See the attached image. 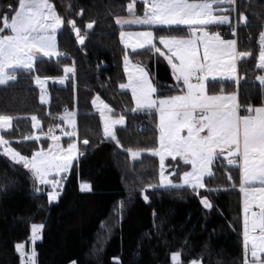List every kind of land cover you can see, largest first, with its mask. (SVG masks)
<instances>
[{"label": "trees", "instance_id": "trees-1", "mask_svg": "<svg viewBox=\"0 0 264 264\" xmlns=\"http://www.w3.org/2000/svg\"><path fill=\"white\" fill-rule=\"evenodd\" d=\"M50 2L65 20L57 33L58 50L63 55L56 60H37L31 74L18 71L16 81L0 87V114L14 117L12 127L0 135L7 146L31 155L39 147L46 148L48 140L33 141L28 137L40 135L50 126L66 125L68 121L62 117L67 116V110L77 114L73 116L77 136L62 141L77 143L78 159L71 172L60 178L59 201L51 203L48 187L35 192L27 169L0 154V264H21L18 243L31 253L33 223L45 225L41 239L35 243L36 264H172L171 253L177 251L182 253V264L193 259L203 264H243L238 168L225 160L217 161L214 176L205 178L206 188L199 190V196L191 188L154 190L149 185L159 181L157 157L144 154L132 161L124 150L158 146L157 117L132 112L130 93L119 88L126 82V50L120 43L121 30L115 18L126 15L130 0ZM9 4L18 7V0H0V12L9 13ZM136 7L141 14L144 5L140 0ZM231 8L236 9L231 12V24L238 25L236 36H232L229 25L210 30L225 32L224 39L237 40L238 51L252 53L237 65L239 93L242 100L259 106L264 99V87L256 79L264 75V70L257 67L259 35L264 31V0H236ZM240 13L248 17L247 24L240 22ZM68 20H75L81 29L83 45L78 43ZM91 21L96 23L88 29ZM153 31L157 36H183L188 29L160 27ZM127 52L132 63L147 66L156 84L166 86L161 91L167 95L175 83L163 60L144 49ZM65 66H74L75 75L68 76L62 85L56 84L54 79L64 77ZM36 75L48 78L46 103L40 101V90L34 83ZM222 87L227 92L236 89L233 81L209 85L215 93ZM172 94H176L174 90ZM97 95L115 116H125V123L116 128L122 147L103 134L100 115L92 107ZM32 115L41 122L39 130L33 127ZM85 139L89 141L87 145L83 144ZM81 183L91 184L92 191H81ZM145 194L148 202L143 199ZM201 196L209 198L211 209L204 208Z\"/></svg>", "mask_w": 264, "mask_h": 264}, {"label": "snow or ice", "instance_id": "snow-or-ice-1", "mask_svg": "<svg viewBox=\"0 0 264 264\" xmlns=\"http://www.w3.org/2000/svg\"><path fill=\"white\" fill-rule=\"evenodd\" d=\"M136 2L137 0H130L127 5L129 15L117 16L115 20L121 27L147 26L142 31H120V41L126 50L123 62L127 83H120L119 88L130 90L135 102L132 112H144L158 117V146L124 150L133 159L145 151L159 158V181L149 185L154 190L187 186L199 196V189L206 188L205 178L214 176L217 161L226 160L229 166L238 168L239 190L244 197L243 264H264V99L259 106H255L240 97L241 78L237 65L239 61L251 57L252 53L238 51L236 39H224L220 32L210 30L211 26L229 25L232 27V36H236L238 25L233 26L229 15L225 14L230 9L221 7L225 4L232 6L236 0H140L145 5L143 15H136ZM8 8L9 13L0 12V85L16 81L18 71L31 74L40 57L63 55L58 50L57 33L64 26L65 20L50 0H18V7L9 4ZM231 11L236 9L231 8ZM80 14H83V10ZM239 20L247 24L248 17L240 13ZM67 23L83 45L84 35L76 21L68 20ZM95 23L96 21L89 22L87 28L92 29ZM158 26H185L188 32L183 36H157L153 28ZM259 45L257 67L264 69V31L259 35ZM129 48L133 52L138 49L148 50L166 59L175 80L167 95L161 91L166 86L158 85L151 79L147 66L131 64L127 52ZM63 72L65 75L59 79L60 84L65 83L69 74L75 75V67L65 66ZM34 79L40 88V101L46 103L45 85L48 78L36 75ZM256 79L264 87V75H258ZM227 81H233L236 89L227 92L222 87L219 93L210 91V84ZM173 90L176 94H172ZM92 103L103 120L104 136L122 147L115 126L124 124L125 116L120 115L114 119L106 115L112 109L99 95ZM73 115L62 117L73 128L63 132L70 140L77 135ZM13 119L11 115L0 114V129L11 128ZM31 120L35 122L33 127H40L41 122L36 115H32ZM45 138L52 143L46 148L33 150L31 155H24L10 146L5 148L3 155L28 169L38 185L50 189L47 192L48 200L58 202L62 195V179L57 177L67 173L71 161L77 158L74 156L77 143H68L67 149L62 151L61 137L54 134L53 127H49ZM28 139L40 141L41 136L33 135ZM6 143L8 142L0 135V144ZM88 143L87 139L83 141L85 145ZM168 157L176 164L169 163L166 167ZM179 161L190 166V170L182 171L179 176L182 182H174L172 177L177 176L176 165ZM168 168L172 170L168 171ZM228 179L232 180L231 175ZM257 183L260 185L258 188L254 187ZM80 190L92 191V186L81 183ZM36 191L40 192L41 188L37 187ZM143 199L148 202V195L145 194ZM200 202L206 209L213 207L207 196H201ZM254 207L258 211H254ZM44 227L43 223L31 225L30 240L33 247L30 254L24 251V244H16L21 264H36L35 243L41 239ZM181 257L182 253L179 251L171 253L172 264H182ZM72 264L76 262L73 261ZM188 264H203V261L193 259Z\"/></svg>", "mask_w": 264, "mask_h": 264}, {"label": "rangeland", "instance_id": "rangeland-1", "mask_svg": "<svg viewBox=\"0 0 264 264\" xmlns=\"http://www.w3.org/2000/svg\"><path fill=\"white\" fill-rule=\"evenodd\" d=\"M221 7H224V8H229L230 10H229V12H227V13H225V14H228L229 15V17H230V21L232 22H234V20H232V18H233V14H231V6H229V5H221ZM219 26H227V25H219ZM160 27H166V26H158V27H155V28H160ZM173 27H176V26H173ZM179 27H185V26H179ZM211 27H217V26H211ZM61 30V29H60ZM59 30V31H60ZM140 31H142V30H140ZM212 31H215V30H212ZM126 32V31H125ZM129 32V31H128ZM131 32H134V31H131ZM121 45L124 47V44L121 42ZM159 47H161L162 49H163V46L162 45H159ZM127 50H129V51H132L130 48L129 49H127ZM139 50H143V49H138L137 51H139ZM158 58H160V59H163V62L165 63V65L167 66V68L169 69V72H170V74H171V76H172V79H173V81H174V83H175V80H174V76H173V73H172V69H171V66L167 63V61H166V59H164L163 57H160V56H157ZM41 58H44V57H40L39 59H41ZM48 58V57H47ZM52 59H54V60H56L57 58H59V57H57V56H53V57H51ZM38 59V60H39ZM131 64H134V63H132L131 62ZM131 64H130V67H131ZM257 65H258V62H257ZM123 69H124V62H123ZM264 70V69H263ZM126 74V73H125ZM151 74V73H150ZM63 78V77H62ZM59 79L60 78H55L54 79V81H55V83L56 84H59L60 85V83H59ZM151 79L152 80H155L154 79V77H152V74H151ZM218 80H219V78H218ZM11 82V81H10ZM9 82V83H10ZM34 83H35V86H37L38 87V89L40 90V88H39V85H37L36 84V82L34 81ZM125 83H127V74H126V82ZM3 86H6V85H0V87H3ZM45 87H46V85H45ZM124 90H126V91H128L129 93H130V95H131V92H130V90H127V89H124ZM45 99H46V101H47V95H46V97H45ZM95 99V98H94ZM97 103H99V101H97ZM133 105H134V107H135V102L133 101ZM92 107H93V111L95 112V113H98L99 115H100V113H99V111L97 110V108H96V106L95 105H93V103H92ZM106 115H108V116H111L112 118H118L119 116H115L114 115V113L111 111L110 113H107L106 112ZM76 117H77V115H76ZM100 118H101V116H100ZM101 121H102V127H103V120L101 119ZM35 123V122H34ZM157 124H158V117H157ZM65 125V124H64ZM123 125V124H122ZM122 125H116L115 126V129L116 128H118V127H121ZM65 127H67L66 125H65ZM36 128V127H35ZM8 129H10V128H4V129H0V132L1 131H6V130H8ZM40 129V127L39 128H36V130H39ZM66 131H71V129L70 128H66ZM75 131H76V128H75ZM42 132H44V131H42ZM76 133H77V131H76ZM35 135H39L38 133H35ZM40 136H41V138H43V139H46V138H44L43 136H45V134H40ZM77 136V135H76ZM75 138V137H74ZM64 139H68L69 140V138L68 137H63L62 138V140H64ZM109 139V138H108ZM48 140V144H51L52 143V141L50 140V139H47ZM60 141V143H61V150L62 151H65L66 149H67V144L68 143H66V144H64L63 143V141ZM70 143V142H69ZM6 147H8L6 144H0V154L2 155V156H4L6 159H8L10 162H12L13 164H16V165H18V166H22V164H17V163H15L14 161H12L11 159H10V157H8V156H5V155H3V152H4V150H5V148ZM47 147V146H46ZM144 154H146V155H151L150 153H148V152H142L141 153V155L139 156V157H137L136 159H133L132 157H131V155H130V159L132 160V161H136V160H139L140 159V157L142 156V155H144ZM74 156H76L77 158H78V155H77V152L76 153H74ZM77 158L76 159H74L73 161H71V166H70V168H69V171L67 172V173H63V174H61L60 176H58L57 178L58 179H60L61 178V176H64V175H68L70 172H71V170H72V168H73V166H74V164L77 162ZM157 159H158V161H159V158L157 157ZM179 159V158H178ZM169 163H171V164H176V162H174V161H172L171 160V157H168L167 159H166V167H167V165L169 164ZM23 167V166H22ZM176 167H177V176H174V177H172L173 178V180H174V182H182V181H180L179 180V176L180 175H182V171L183 170H185V169H187V170H190V166H186V165H184L183 164V161H179V164L178 165H176ZM172 169L171 168H168V171H171ZM27 171H28V173H29V175H30V177H31V183L33 184V188H34V191L35 192H37L36 191V188L37 187H39V188H41V191L40 192H37V193H41V192H43L44 191V189L45 188H47V186H42V185H38L35 181H34V179H33V175H32V173L27 169ZM184 188H190V187H187V186H185ZM162 189V188H161ZM51 203H55V201H53V202H51ZM39 241V240H38ZM38 241H36V242H38ZM30 242H31V245H32V241L30 240ZM244 250V249H243ZM30 254V253H29ZM27 259V257H25V260ZM171 263H172V261H171Z\"/></svg>", "mask_w": 264, "mask_h": 264}, {"label": "crops", "instance_id": "crops-1", "mask_svg": "<svg viewBox=\"0 0 264 264\" xmlns=\"http://www.w3.org/2000/svg\"><path fill=\"white\" fill-rule=\"evenodd\" d=\"M144 8H145V5H144ZM137 7L135 6V12H136V15H143V12H144V9H143V12L141 14H138L137 13ZM128 12L126 11V15L125 16H128ZM116 20V18H115ZM116 24V22H115ZM116 26L121 30V31H140V30H145L147 28V26H143V25H124L123 27L119 26L116 24ZM119 39H120V35H119ZM121 43V41H120ZM157 56V55H156ZM163 60V59H162ZM62 85V84H60ZM124 90V89H122ZM126 91V90H125ZM75 121V119L73 120ZM78 155V154H77ZM78 159V158H77ZM226 161V160H225ZM207 178V177H206ZM254 187H260V185L257 183L254 185ZM201 190V189H199ZM241 193V192H240ZM243 200H244V197H243V194L241 193V209H242V241H243V218H244V213H243ZM254 211H258V208L254 207L253 208ZM258 234V233H257Z\"/></svg>", "mask_w": 264, "mask_h": 264}, {"label": "built area", "instance_id": "built-area-1", "mask_svg": "<svg viewBox=\"0 0 264 264\" xmlns=\"http://www.w3.org/2000/svg\"><path fill=\"white\" fill-rule=\"evenodd\" d=\"M218 32H220L222 36L225 34V32H223V31H218ZM61 58L64 59V56H62ZM69 75L72 76L71 74H69ZM64 114H69V113H68V112H65ZM75 116H76V114H75ZM57 125H59V127H55L56 125H54V126H50V127H53V128H54V134L57 135V136H60L61 139H62L63 137H65V136L63 135V132L66 131V128H67V127H68V128H71V127H72V126L69 125L68 122L66 123V126H67V127H65V125H61V124H57ZM48 129H49V127L43 132V134H46L47 131H48ZM43 137L45 138V136H43Z\"/></svg>", "mask_w": 264, "mask_h": 264}, {"label": "water", "instance_id": "water-1", "mask_svg": "<svg viewBox=\"0 0 264 264\" xmlns=\"http://www.w3.org/2000/svg\"><path fill=\"white\" fill-rule=\"evenodd\" d=\"M74 34L76 35V33L74 32ZM78 43H79V40H78ZM80 44V43H79Z\"/></svg>", "mask_w": 264, "mask_h": 264}]
</instances>
